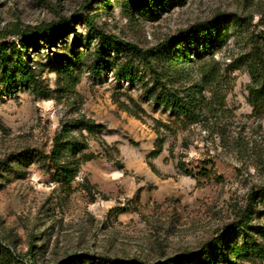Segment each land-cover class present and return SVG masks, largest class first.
I'll return each mask as SVG.
<instances>
[{
  "label": "rangeland",
  "instance_id": "obj_1",
  "mask_svg": "<svg viewBox=\"0 0 264 264\" xmlns=\"http://www.w3.org/2000/svg\"><path fill=\"white\" fill-rule=\"evenodd\" d=\"M137 7V0H0V44L63 18L75 24L56 46L41 39L29 49L31 68L54 90L50 97L24 84L10 91L0 63V243L19 264H195L186 257L264 194V103L250 102L248 67L255 45L264 54V0H174L155 17ZM88 14L100 32L156 48V55L171 50L180 32L225 15L224 40L206 54L219 74L203 87L217 111L191 122L155 102L144 85L153 83L151 69L137 57V80L92 73L98 39L73 50L77 32L91 31L81 19ZM79 52L81 68L70 77L66 59L48 64L50 56ZM185 64L201 81L198 63ZM83 116L105 127L93 134L73 128L88 148L78 160L65 159L77 176L58 179L49 158L55 138ZM160 142L162 153L152 157ZM0 264H14L1 248Z\"/></svg>",
  "mask_w": 264,
  "mask_h": 264
},
{
  "label": "trees",
  "instance_id": "obj_2",
  "mask_svg": "<svg viewBox=\"0 0 264 264\" xmlns=\"http://www.w3.org/2000/svg\"><path fill=\"white\" fill-rule=\"evenodd\" d=\"M109 2V0H107ZM137 0L138 10H143L149 17L157 16V10L171 7L174 0ZM225 15L217 16L209 21L193 25L191 28L180 32L173 38L171 50H164L157 54V49L141 48L139 45L119 39L113 35H107L99 31L93 15H81L83 23L91 29L88 36L77 32V39L73 44V50L79 46H92L94 38L98 39V44L94 48V53L89 60L88 68L95 75H101L110 70L115 71L117 79L137 80L138 71L135 68L134 57L143 61L151 69L152 85L144 83L145 93L152 96L161 106L178 112L191 122L197 121L204 114V110L213 113L215 108L211 101H207L203 87L205 84L213 83L219 74L218 67L207 60L206 54L212 53L213 48L224 40V28L222 27ZM74 19L63 18L60 22L43 24L31 30L25 29L17 32L21 39L19 42L5 41L0 44V63L3 69L5 86L12 92H17L20 84L33 88L34 93L39 96L50 97L54 90L44 83L43 79L31 68L28 59L31 46L39 47L40 40H44L49 48L56 46L70 32L75 31ZM239 19L236 18V22ZM74 30V31H71ZM260 45H255V52L249 61L248 67L251 72V83L249 84L250 102L257 108L264 103V54ZM76 52V51H75ZM114 53V56L112 55ZM84 52H79L70 59L69 55L58 54L56 57H49L48 64L52 67L58 64L59 60L66 59L67 64L62 67L63 72L70 75L76 73V68H81V57ZM197 56L200 61L193 59ZM157 56V57H156ZM198 63L201 81H195L189 73V68L185 63ZM160 64V65H159ZM157 65V66H156ZM62 76L60 69H56ZM74 80L80 79L79 71ZM123 108L136 116H140L127 103H123ZM138 108H141L138 105ZM142 109V108H141ZM105 126L97 123L94 119L83 116L65 123L61 132L55 138L54 146L49 155L50 161L56 169L58 179H74L79 169L75 162H66V158H75L83 150L88 148V143L80 141L71 135L73 128L80 131L87 130L93 134ZM163 151V143L157 144V149L151 153L152 157L159 156ZM89 159L93 158L87 155ZM111 160L112 154L108 155ZM116 165L123 168L120 161H114ZM245 208L239 211L237 220L225 226L210 245L204 246L197 253L186 257L195 264H244L251 262L259 264L264 262V221H255L256 218L264 217V207H258L264 194ZM259 202V204H258ZM0 248L14 260V264H19L13 252L5 248L0 243ZM183 261V260H182ZM133 264V261L132 263Z\"/></svg>",
  "mask_w": 264,
  "mask_h": 264
}]
</instances>
